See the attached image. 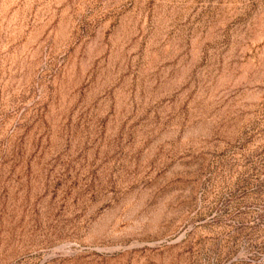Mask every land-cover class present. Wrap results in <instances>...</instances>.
Masks as SVG:
<instances>
[{"label":"rangeland","instance_id":"obj_1","mask_svg":"<svg viewBox=\"0 0 264 264\" xmlns=\"http://www.w3.org/2000/svg\"><path fill=\"white\" fill-rule=\"evenodd\" d=\"M0 264H264V0H0Z\"/></svg>","mask_w":264,"mask_h":264}]
</instances>
